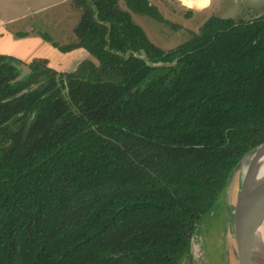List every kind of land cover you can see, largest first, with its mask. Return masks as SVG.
<instances>
[{
  "label": "trees",
  "instance_id": "1",
  "mask_svg": "<svg viewBox=\"0 0 264 264\" xmlns=\"http://www.w3.org/2000/svg\"><path fill=\"white\" fill-rule=\"evenodd\" d=\"M74 4L59 49L94 59L19 78L0 54V264H181L264 142V15L211 16L165 50L133 18L170 23L149 0Z\"/></svg>",
  "mask_w": 264,
  "mask_h": 264
},
{
  "label": "rangeland",
  "instance_id": "2",
  "mask_svg": "<svg viewBox=\"0 0 264 264\" xmlns=\"http://www.w3.org/2000/svg\"><path fill=\"white\" fill-rule=\"evenodd\" d=\"M190 1L185 0L189 5L196 3L198 6L206 2ZM149 2L170 23L140 13H133V18L145 29L150 40L165 50L176 48L190 39L192 32H199L211 16L248 21L264 15V0H210L206 9L194 5L186 7L180 0ZM190 12H193L192 16L188 17ZM0 14L6 19L24 15L5 27L8 29L0 31L6 34H0V54L15 57L21 72L27 73L21 64L29 65L37 59H46L48 65L59 72H74L81 62L94 59L84 48L67 52L59 49V46L78 42L75 28L82 10L75 6L74 0H3L0 1ZM29 26L35 28L33 32L29 31ZM20 30L22 35L18 33ZM238 178L241 180V173ZM229 204V196L219 198L195 237L192 257L183 259L181 264H239Z\"/></svg>",
  "mask_w": 264,
  "mask_h": 264
},
{
  "label": "water",
  "instance_id": "3",
  "mask_svg": "<svg viewBox=\"0 0 264 264\" xmlns=\"http://www.w3.org/2000/svg\"><path fill=\"white\" fill-rule=\"evenodd\" d=\"M109 33L111 24L107 23ZM108 33V34H109ZM151 66L175 65L173 62H153L146 51L134 52ZM130 56V52L125 55ZM30 73L29 65H20ZM27 73L22 72L19 78ZM264 160V142L248 151L230 174L226 196L230 197L234 244L239 264H264V175L258 174ZM241 173V180L238 175ZM238 178V179H237Z\"/></svg>",
  "mask_w": 264,
  "mask_h": 264
},
{
  "label": "crops",
  "instance_id": "4",
  "mask_svg": "<svg viewBox=\"0 0 264 264\" xmlns=\"http://www.w3.org/2000/svg\"><path fill=\"white\" fill-rule=\"evenodd\" d=\"M0 1H3V0H0ZM194 1V0H193ZM199 1V0H198ZM197 0H195V2H198ZM206 2L204 3V4H202V6H198V5H196V3H194V4H188V3H186L185 2V0H180V2L184 5V6H186V7H192L193 5L194 6H196L197 8H204V9H206L207 7H208V5H209V2H210V0H205ZM12 2V1H11ZM190 2H192V0L190 1ZM6 5H8L7 4V2H6ZM8 7H10V5H8ZM194 12V11H193ZM193 12H191V16H192V13ZM22 16H24V15H22ZM22 16H19V17H11V18H3L2 16H1V14H0V31L2 30V29H4L6 26H9V25H12V24H14L15 22H17V21H19L21 18H22ZM190 16V17H191ZM189 17V16H188ZM5 29H8V28H5ZM28 29H29V31H31V32H33L34 31V29L35 28H33L32 26H29L28 27ZM18 33L19 34H23V32H21V30L20 31H18ZM0 34H2V33H0ZM3 36H5L6 34H2ZM56 69V68H55Z\"/></svg>",
  "mask_w": 264,
  "mask_h": 264
},
{
  "label": "bare ground",
  "instance_id": "5",
  "mask_svg": "<svg viewBox=\"0 0 264 264\" xmlns=\"http://www.w3.org/2000/svg\"><path fill=\"white\" fill-rule=\"evenodd\" d=\"M204 2V1H203ZM199 3H201V2H199ZM258 174L259 175H264V160L262 161V165H261V167L260 168H258ZM233 235V234H232ZM230 245V244H229ZM231 246V245H230ZM230 255V254H229ZM235 258V257H234ZM238 259V258H237ZM231 261H232V259H231Z\"/></svg>",
  "mask_w": 264,
  "mask_h": 264
}]
</instances>
